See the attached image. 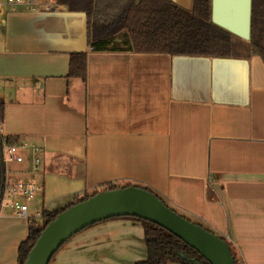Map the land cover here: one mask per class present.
Segmentation results:
<instances>
[{
    "label": "crops",
    "instance_id": "obj_1",
    "mask_svg": "<svg viewBox=\"0 0 264 264\" xmlns=\"http://www.w3.org/2000/svg\"><path fill=\"white\" fill-rule=\"evenodd\" d=\"M86 27L85 13L64 8L0 17L1 133L44 149L37 171L30 148L6 164L5 186L43 185L34 217L104 183L143 185L233 243L240 264H264V61L94 51ZM78 51L88 53L86 81L67 76ZM29 217L0 205V264H18ZM146 258L142 224L116 217L74 235L49 264Z\"/></svg>",
    "mask_w": 264,
    "mask_h": 264
},
{
    "label": "trees",
    "instance_id": "obj_2",
    "mask_svg": "<svg viewBox=\"0 0 264 264\" xmlns=\"http://www.w3.org/2000/svg\"><path fill=\"white\" fill-rule=\"evenodd\" d=\"M58 1L68 11L85 13L87 43L94 51L207 57L257 55L264 61V0H252L251 37L248 41L212 21V0H194L192 8L182 7L173 0ZM67 76L87 80L86 51L71 53ZM3 107L0 101L1 122ZM4 137L17 141L16 138L4 136L0 132V201L5 187V163L2 155ZM126 185L131 183H104L90 194L75 197L62 209H43L40 218L29 217L28 235L18 247V264H24L41 231L61 211L99 191ZM123 217L140 222L144 228L147 258L136 264H211L197 250L164 227L137 217ZM228 242L236 264H240L236 247Z\"/></svg>",
    "mask_w": 264,
    "mask_h": 264
},
{
    "label": "water",
    "instance_id": "obj_3",
    "mask_svg": "<svg viewBox=\"0 0 264 264\" xmlns=\"http://www.w3.org/2000/svg\"><path fill=\"white\" fill-rule=\"evenodd\" d=\"M251 14L252 0H212V21L246 41L251 37ZM123 216L164 227L211 264H236L226 239L181 215L154 191L136 184L99 191L61 211L41 231L24 264H49L80 231Z\"/></svg>",
    "mask_w": 264,
    "mask_h": 264
},
{
    "label": "built area",
    "instance_id": "obj_4",
    "mask_svg": "<svg viewBox=\"0 0 264 264\" xmlns=\"http://www.w3.org/2000/svg\"><path fill=\"white\" fill-rule=\"evenodd\" d=\"M63 6L58 0H0V17L11 11H58ZM1 101V95H0ZM2 122L0 121V132ZM30 148L33 151L32 170H39L42 163L43 147L40 145H29L24 141L2 140V155L5 165L11 162H23L25 154L23 151ZM43 185L34 180H18L4 187L0 205L8 209L9 215L29 217V202L36 199L42 191ZM42 216V210L36 212V218Z\"/></svg>",
    "mask_w": 264,
    "mask_h": 264
}]
</instances>
